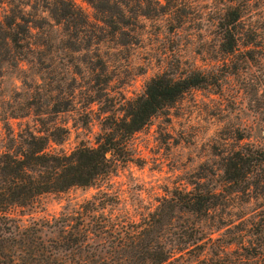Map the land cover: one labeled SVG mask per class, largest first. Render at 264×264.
<instances>
[{
  "label": "rangeland",
  "instance_id": "374dc122",
  "mask_svg": "<svg viewBox=\"0 0 264 264\" xmlns=\"http://www.w3.org/2000/svg\"><path fill=\"white\" fill-rule=\"evenodd\" d=\"M241 1L248 4L245 25L264 15V0H148V15L134 14L137 7L130 3L125 24L114 19L107 25L86 0H0V17L15 13L35 26L27 35L18 19L24 39L13 51L0 32V151L27 128L41 134L65 130V140L52 146L56 151L94 146L106 118L120 115L163 72L180 77L195 69L215 73L219 82L189 90L154 115L131 137L132 162L91 186L11 207L5 212L8 225H43L39 234L45 240L53 236L49 225L74 215L87 200H107L105 214L138 221L175 188L222 189L226 155L264 144V49L250 52L252 47L240 45L231 55L221 49L224 18ZM69 8L72 18L64 17ZM14 55L26 59L17 62ZM220 200L210 220L218 229L205 239V250L211 255L210 246L228 242L231 252L225 255L232 258L235 243L261 242L252 232L264 215V195L251 185L245 192H223ZM189 220L178 214L174 225Z\"/></svg>",
  "mask_w": 264,
  "mask_h": 264
},
{
  "label": "trees",
  "instance_id": "16d2710c",
  "mask_svg": "<svg viewBox=\"0 0 264 264\" xmlns=\"http://www.w3.org/2000/svg\"><path fill=\"white\" fill-rule=\"evenodd\" d=\"M86 1L100 9V20L107 25H113L114 19L125 24V9L130 3L137 7L134 14L149 13L143 8L148 0H104L101 6L97 5L98 0ZM71 11L74 10L69 8L64 17L72 18ZM247 11V3L236 2L224 18L221 49L227 55L240 45L252 47L250 52L264 49V15L257 14L255 20L245 25ZM18 19L25 24L23 31L27 35L35 27L15 13L1 15L0 32L12 51L24 39L19 38L16 30L22 27ZM25 43L28 45L27 40ZM22 59L15 57L17 62ZM223 63H227L225 58ZM218 84L215 73L195 69L180 77L166 72L155 75L145 83L142 94L122 106L120 115L106 118L108 124L96 136L94 146L81 144L70 152L56 151L52 146L60 145L66 137L62 128L46 134L27 128L16 138L13 136L11 148L0 151V264H264V215L256 232H252L261 236V242L250 239L246 240L247 245L243 240L235 243L237 249L232 258L225 255L231 252L228 242L210 246L211 255L205 250V239L212 240L209 235L218 229L210 220L222 205L223 192H245L252 185L258 194L264 195V144L250 143L226 155L222 189L198 185L191 190L175 188L138 221H122L105 214L107 200H87L74 215H64L49 225L53 236L44 240L39 234L43 225L20 228L8 225L12 221L5 217L11 207L30 205L42 194L88 187L115 173L133 161L131 137L154 115L191 89ZM182 213L190 220L184 226L174 225Z\"/></svg>",
  "mask_w": 264,
  "mask_h": 264
}]
</instances>
